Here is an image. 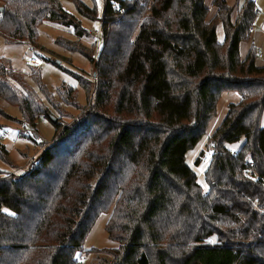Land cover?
Returning <instances> with one entry per match:
<instances>
[{
    "label": "trees",
    "instance_id": "trees-1",
    "mask_svg": "<svg viewBox=\"0 0 264 264\" xmlns=\"http://www.w3.org/2000/svg\"><path fill=\"white\" fill-rule=\"evenodd\" d=\"M104 5L99 58L68 45L94 65L90 109L71 124L52 120L54 142L29 172H0V264H80L85 253L91 264H264V66L255 50L240 55L258 17L255 1L238 6L235 22L223 0L213 18L205 0ZM45 22L87 34L60 0H0V37L10 44H35ZM19 74L0 57V100L29 124L50 118ZM76 76L89 95V81ZM225 93L240 101L209 140L205 192L186 157ZM58 95L81 108L73 88ZM7 153L0 148L2 159ZM102 213H110L105 229L118 247L85 250Z\"/></svg>",
    "mask_w": 264,
    "mask_h": 264
},
{
    "label": "rangeland",
    "instance_id": "rangeland-1",
    "mask_svg": "<svg viewBox=\"0 0 264 264\" xmlns=\"http://www.w3.org/2000/svg\"><path fill=\"white\" fill-rule=\"evenodd\" d=\"M60 3L81 23V27L87 33L86 36L79 39L72 28L45 22L37 30L38 38L35 44H10L5 38L0 37V57L10 62L14 71L22 75L23 81L37 93L50 115V118L43 116L37 119L35 123L29 124L24 120L18 107H13L0 100V110L7 113V117L0 115V140L2 136L5 137L4 141H0V148L5 147L8 152L5 159L0 157L1 173L20 176L29 172L34 161L43 152L39 147V143L42 141L54 142L56 130L52 120L62 119L61 123L71 124L86 108L90 109L89 103L94 101V90L97 81L94 77V75L96 76L94 65L82 52L70 50L68 45L75 44L88 50L94 59L99 58L104 46L102 18L105 10V0H60ZM79 3L96 9L97 18L92 20L81 14L78 8ZM30 48H34L36 53H32ZM32 58L36 59L35 64L30 62ZM34 72L39 73V80L33 76ZM76 75H80L89 81L91 87L89 95H87L86 88L83 87ZM62 86L76 90L77 104L81 107L80 109L68 106L63 102L58 95V90ZM48 94H50V98ZM239 101L240 96L237 93H225L223 95L218 103L217 114L211 120L206 134L196 147L187 154L186 163L197 175V181H199L205 192L209 191V186L205 181V173L212 156V147L209 146V140L226 119L229 105L236 104ZM25 125L37 126L39 138L29 139L23 136L20 130ZM240 146L241 143L228 145L234 151H237ZM199 158H202V160L208 158V162L206 163L203 160L196 165ZM109 217L110 213H102L98 218L84 243L85 250L95 248L110 250L118 247L117 243L109 239L105 229ZM80 259V264H91L93 255L85 253Z\"/></svg>",
    "mask_w": 264,
    "mask_h": 264
},
{
    "label": "crops",
    "instance_id": "crops-1",
    "mask_svg": "<svg viewBox=\"0 0 264 264\" xmlns=\"http://www.w3.org/2000/svg\"><path fill=\"white\" fill-rule=\"evenodd\" d=\"M235 9L233 21L235 22L238 18L237 9L245 0H223ZM257 6L258 17L253 25L252 33L248 41H244L240 44V55L242 59H245L252 51L261 52L263 55L262 59L257 58V64L264 66V0H254ZM207 8L210 10L209 17H215L218 9L215 7V0H205ZM218 40L223 43L225 40V31L222 24L217 28ZM35 162V161H34Z\"/></svg>",
    "mask_w": 264,
    "mask_h": 264
},
{
    "label": "built area",
    "instance_id": "built-area-1",
    "mask_svg": "<svg viewBox=\"0 0 264 264\" xmlns=\"http://www.w3.org/2000/svg\"><path fill=\"white\" fill-rule=\"evenodd\" d=\"M30 51L32 53H36L34 48H30ZM258 58H260V59L263 58V55H262L261 52H258ZM30 62L32 64H35L37 61H36L35 58H32ZM20 133L23 134V136H25L26 138H29V139H32L33 137H35V139L39 138V131H38L37 126H35V125H32V126L25 125L20 130ZM4 140H5V137L2 136L0 141H4ZM49 145H51V143L49 141H42V142L39 143V147L42 150H45ZM204 162L207 163L208 162V158L204 159Z\"/></svg>",
    "mask_w": 264,
    "mask_h": 264
}]
</instances>
